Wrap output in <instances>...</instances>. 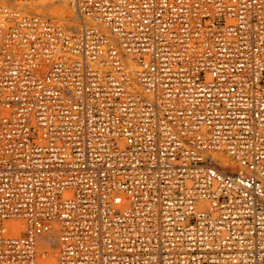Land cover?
I'll return each mask as SVG.
<instances>
[{
  "label": "built area",
  "instance_id": "1",
  "mask_svg": "<svg viewBox=\"0 0 264 264\" xmlns=\"http://www.w3.org/2000/svg\"><path fill=\"white\" fill-rule=\"evenodd\" d=\"M36 1L0 0V264H264V0Z\"/></svg>",
  "mask_w": 264,
  "mask_h": 264
},
{
  "label": "bare ground",
  "instance_id": "2",
  "mask_svg": "<svg viewBox=\"0 0 264 264\" xmlns=\"http://www.w3.org/2000/svg\"><path fill=\"white\" fill-rule=\"evenodd\" d=\"M33 3V2H32ZM48 3H50V4H54V3H51V2H48ZM29 4H31V3H29ZM55 4H63V5H61V6H57V7H49L47 4H45V3H33V5H31V6H29V7H27L26 9L28 10V11H30V10H35V8L36 7H41L40 8V10H37L36 12H42V13H44V14H48L50 11H51V13L53 12V13H55L56 14V16L58 17V18H60L61 20L63 19V20H65L66 21V23L67 22H70V23H72V24H76V25H74V26H69L68 28H70L71 30H73V31H79L80 29H81V27L85 24L86 26H92L93 24L90 22V21H85L84 23L81 21V19L79 20V17L75 14V12L73 13V11H71V9H68L69 7L67 6V4L66 3H55ZM65 4V5H64ZM68 7V8H67ZM22 8V7H21ZM29 8V9H28ZM24 10H25V8H24ZM50 15V14H49ZM52 16V15H51ZM54 17V16H53ZM57 18V19H58ZM221 160H222V162H223V164L224 165H230L231 164V162L228 160V158L227 157H225V156H222L221 157Z\"/></svg>",
  "mask_w": 264,
  "mask_h": 264
},
{
  "label": "rangeland",
  "instance_id": "3",
  "mask_svg": "<svg viewBox=\"0 0 264 264\" xmlns=\"http://www.w3.org/2000/svg\"><path fill=\"white\" fill-rule=\"evenodd\" d=\"M48 2H50V1H47V0H39V1H36V2H33V3H45V4H47L49 7H57V6H61V5H63V4H55L54 2H51V3H54V4H50V3H48ZM33 3H31V4H25V5H21L22 6V9H24L25 8V11L26 12H28V13H36V14H41V15H44V16H48V17H50V18H52V19H54V20H56V21H58V22H60V23H62V24H64L65 26H67V27H71V26H74V25H76V24H72V23H70V22H67L66 23V21L65 20H61L60 18H58L57 16H56V14L55 13H51V11L48 13V14H44V13H38V12H36L37 10H40V8L41 7H36L35 8V10L33 11V10H30V11H28L26 8L27 7H29V6H31V5H33ZM56 3H65V2H56ZM67 4V3H66ZM65 5V4H64ZM67 6L69 7V5L67 4ZM67 7V8H68ZM29 9V8H28ZM68 9H71L70 7L68 8ZM71 11H73L72 9H71ZM73 13H74V11H73ZM50 14V15H49ZM52 15V16H51ZM54 16V17H53ZM58 18V19H57Z\"/></svg>",
  "mask_w": 264,
  "mask_h": 264
}]
</instances>
